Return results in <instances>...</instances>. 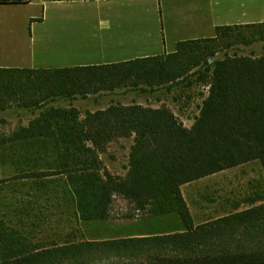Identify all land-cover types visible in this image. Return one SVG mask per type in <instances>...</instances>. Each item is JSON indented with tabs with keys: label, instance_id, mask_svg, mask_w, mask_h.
I'll use <instances>...</instances> for the list:
<instances>
[{
	"label": "trees",
	"instance_id": "obj_1",
	"mask_svg": "<svg viewBox=\"0 0 264 264\" xmlns=\"http://www.w3.org/2000/svg\"><path fill=\"white\" fill-rule=\"evenodd\" d=\"M262 28L220 27L214 38L180 42L173 53L105 66L0 68V112H41L15 136L39 140L41 160L52 159L32 179L65 176L82 223L140 216L148 230L45 247L0 220V264H264V203L195 226L182 193L184 185L252 161L264 168V55L210 62L224 39ZM196 86L208 96L190 128L165 106L118 103L85 120L73 106H54L121 89L182 98ZM119 138H133L125 176L101 158ZM117 198L131 206L118 218Z\"/></svg>",
	"mask_w": 264,
	"mask_h": 264
},
{
	"label": "crops",
	"instance_id": "obj_2",
	"mask_svg": "<svg viewBox=\"0 0 264 264\" xmlns=\"http://www.w3.org/2000/svg\"><path fill=\"white\" fill-rule=\"evenodd\" d=\"M2 1L15 0H0V68L105 66L173 53L180 42L214 38L220 27L264 24V0ZM187 185L194 225L219 219L193 209ZM127 222L133 228L116 236L148 231L140 216ZM82 224L94 231L84 239L109 236L101 225Z\"/></svg>",
	"mask_w": 264,
	"mask_h": 264
},
{
	"label": "rangeland",
	"instance_id": "obj_3",
	"mask_svg": "<svg viewBox=\"0 0 264 264\" xmlns=\"http://www.w3.org/2000/svg\"><path fill=\"white\" fill-rule=\"evenodd\" d=\"M261 31L263 33L264 28ZM262 33L257 29L238 30L235 36L224 39L216 47V56L210 59V62L224 59L226 54L263 56L264 35H260ZM125 93L129 94L125 96ZM191 94L192 96L185 94L180 98L177 92L171 95L165 93L143 95L121 89L114 93L90 96L86 100L78 99L72 102L62 100L54 106L56 108L73 106L80 111L82 120L86 119L87 112L96 113L118 103L137 104L155 109L165 106L181 121L184 120L185 126L190 128L199 116L198 107L208 96V89L196 86L193 87ZM40 115V111L33 114L18 108L0 112V220L5 226L15 228L20 235L40 246L51 247L55 244L78 242L86 236L93 235L94 231L92 228L88 229L78 219L76 204L70 194L66 177L60 175L48 179H32L31 173L47 168L46 163L52 159L44 156L41 160L42 154L38 152L36 143L39 140L31 142L15 140L16 134L29 128ZM131 140L118 139L108 146L107 153L101 155L105 166L111 172L126 175ZM185 195L193 209L200 215L202 209L207 210L208 213H203L208 216L205 215L206 220L259 205L264 202L263 165L258 160L252 161L203 178L195 184L187 185ZM130 208L128 201L117 198L114 204L116 218L129 212ZM131 224L133 223L116 219L108 225H101L100 228H103V234L116 235L122 230L129 232L133 228ZM113 225L116 226L115 229Z\"/></svg>",
	"mask_w": 264,
	"mask_h": 264
}]
</instances>
